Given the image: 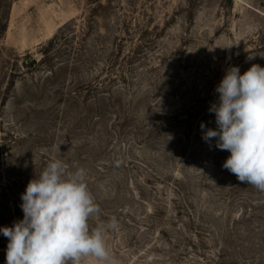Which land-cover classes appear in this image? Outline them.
Listing matches in <instances>:
<instances>
[{
  "label": "rangeland",
  "instance_id": "374dc122",
  "mask_svg": "<svg viewBox=\"0 0 264 264\" xmlns=\"http://www.w3.org/2000/svg\"><path fill=\"white\" fill-rule=\"evenodd\" d=\"M253 64L264 0H14L0 33V228L60 159L87 172L101 209L90 227L118 220L111 264H264V191L223 168L230 152L200 128H217L226 70ZM7 244L0 232V264Z\"/></svg>",
  "mask_w": 264,
  "mask_h": 264
},
{
  "label": "clouds",
  "instance_id": "9594fccd",
  "mask_svg": "<svg viewBox=\"0 0 264 264\" xmlns=\"http://www.w3.org/2000/svg\"><path fill=\"white\" fill-rule=\"evenodd\" d=\"M230 47V46H228ZM250 55L248 59H252ZM210 105L216 129L205 128L202 139L230 152L222 167L242 183L264 191V67L253 64L243 74L226 70ZM117 166L121 161H117ZM87 172L70 171L60 159L50 161L21 194L23 219L0 228L8 238L6 264H111L105 234L119 226L116 217L90 227L101 209L87 185Z\"/></svg>",
  "mask_w": 264,
  "mask_h": 264
},
{
  "label": "trees",
  "instance_id": "16d2710c",
  "mask_svg": "<svg viewBox=\"0 0 264 264\" xmlns=\"http://www.w3.org/2000/svg\"><path fill=\"white\" fill-rule=\"evenodd\" d=\"M14 0H0V33H4L7 28L8 10L12 6ZM3 13V15H2ZM32 64L35 63L34 60L31 61ZM26 65L29 62H25Z\"/></svg>",
  "mask_w": 264,
  "mask_h": 264
}]
</instances>
